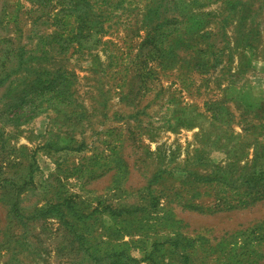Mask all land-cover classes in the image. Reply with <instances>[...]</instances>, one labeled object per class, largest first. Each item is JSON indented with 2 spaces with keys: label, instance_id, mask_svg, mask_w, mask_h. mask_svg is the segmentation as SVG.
I'll use <instances>...</instances> for the list:
<instances>
[{
  "label": "rangeland",
  "instance_id": "1",
  "mask_svg": "<svg viewBox=\"0 0 264 264\" xmlns=\"http://www.w3.org/2000/svg\"><path fill=\"white\" fill-rule=\"evenodd\" d=\"M0 264H264V0H0Z\"/></svg>",
  "mask_w": 264,
  "mask_h": 264
}]
</instances>
